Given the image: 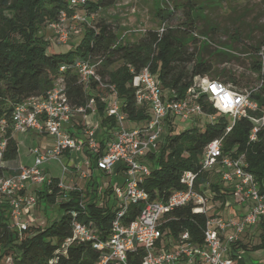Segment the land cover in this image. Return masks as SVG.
<instances>
[{"label": "built area", "instance_id": "1", "mask_svg": "<svg viewBox=\"0 0 264 264\" xmlns=\"http://www.w3.org/2000/svg\"><path fill=\"white\" fill-rule=\"evenodd\" d=\"M90 1L68 0L67 9L60 11L57 18L45 26L48 37L44 41L56 47L66 46L70 34L90 26L93 15L86 10ZM169 28L172 29V26L163 21L156 32L161 36ZM146 31L144 28L136 30L142 35ZM256 56L260 68L251 72L254 78L252 85L235 86L195 76L181 99L173 91H163L158 78L148 67L137 73L131 68V86L136 104L146 105L151 113L147 123L135 127L125 125L128 120L122 110L124 101L117 95L115 87L103 83L98 73L101 59L78 61L75 64L78 83L84 90L90 88L92 81L108 90L107 96L100 100L104 103V115L114 121L104 153L95 160V170L122 179L112 185L114 218L106 239L99 237L92 222L86 224L78 221L79 212L71 209L68 211L72 218L71 237L60 245L55 254L66 255L67 249L74 243H91L100 253L96 264H130L128 258L134 257L139 250L143 253L140 264H236L235 245L243 234L259 226L264 219V191H260L254 175L247 170L248 163L244 155L234 157L223 154V141L220 138L207 144L199 158L202 172L213 171L220 181L233 185L232 196L236 202L248 204L245 214L238 219L208 214L209 199L202 189H194L196 173L193 171L183 172L180 177L183 188L172 192L163 201H151L142 184L151 172L150 156H155L165 143L161 138L165 132L164 127L168 128V119H179L198 126V118L213 123L216 115H222L232 122L226 129L228 132L236 120L246 118L252 124L249 135L251 142L257 140L260 132L264 135V106L259 109L258 103L252 99L264 85V46ZM63 71L61 67L59 73ZM202 103L210 105L216 114L204 113ZM257 110L260 111L258 117L249 114ZM9 121L10 124L5 117L0 118V167L8 166L3 161L8 128L12 136L14 133L33 132L52 140V147L48 151H31L34 157L32 165L7 168L10 173L0 176V203L8 207L10 228L17 232L21 240L22 234L32 224L29 210L38 203L30 189L50 184V177L41 168L42 164L51 159L59 161L65 153L96 154V133L99 129L97 102L89 98L83 106H72L67 97L65 82L59 75L44 95L32 96L13 105ZM85 163L89 165V161ZM72 167L78 169L76 164ZM89 168L81 172L82 178L90 177ZM69 169L70 166L62 165V177L58 181V188L64 193L79 190L63 183ZM60 198L68 200L64 194ZM98 205L101 206L102 201ZM133 206L142 208L135 219L126 221ZM187 206H191L194 214L208 216L202 230L203 242L197 244L163 239L159 227L166 221L164 216ZM79 207L84 210L83 204ZM15 256L4 255L0 264H15Z\"/></svg>", "mask_w": 264, "mask_h": 264}, {"label": "trees", "instance_id": "2", "mask_svg": "<svg viewBox=\"0 0 264 264\" xmlns=\"http://www.w3.org/2000/svg\"><path fill=\"white\" fill-rule=\"evenodd\" d=\"M119 2L120 0H91L87 3L86 10L94 15L96 12L115 8ZM67 3L68 0H0V118L5 117L10 124L9 116L13 105L32 96L44 95L61 75L72 106H83L89 98H94L97 102L100 136L96 154H88L92 169H95V160L104 153L114 121L104 115V103L100 100L107 96L108 90L93 81L90 88L84 90L78 83L75 73V64L78 61L101 59L98 73L103 83L113 85L119 98L124 101L122 110L128 122L133 124L132 127L147 123L151 119V113L146 105L136 104L131 86L133 77L129 71L131 68L137 73L148 67L158 78L162 90L175 92L178 99L184 96L195 76L244 86L231 72L219 71L214 66V62L219 64L232 62L231 56L222 53L213 55L206 45L203 46L200 55L196 52L189 53L191 44L196 46L197 42L195 40L187 42L170 28L161 36L156 31L147 30L137 44H128L119 37V24L100 20L95 26L90 24L83 28L82 39L75 48L66 53H49L50 45L43 41L42 37H38L37 32L40 25L55 20L60 11L66 10ZM192 12L193 9L188 7L185 11L187 18L180 24L181 26H193L194 21L190 17ZM173 15L171 12L160 15L161 22L166 21L171 25ZM249 49L256 52L255 47L250 46ZM61 67L64 71L59 73ZM259 68V64L252 63L254 71H258ZM262 77L264 79V76ZM252 99L258 103L259 109L264 106V85ZM202 109L206 114H216L206 103H202ZM249 114L258 117L260 111ZM203 120L205 118H198V126L174 134L172 133L174 120H167L169 133L164 146L156 158L150 156L153 167L142 184L151 201L166 200L172 192L182 189L181 174L193 171L196 173L194 189H202L209 201L219 203L220 208H223L226 198L233 194V185L220 181L213 171L202 172L199 166L203 149L210 142L220 138L223 141V154L234 157L244 155L248 163L247 170L254 175L260 191H264L263 133L260 132L257 140L251 142L249 135L252 124L246 118L236 120L228 132L226 129L232 122L226 116L216 115L215 122L206 121L202 129L199 126ZM7 136V149L3 158L6 164L15 161L18 155V146L9 128ZM7 168L0 167V176L10 173ZM58 181L59 178L50 177V184H45L44 189L37 193L39 200L44 201L45 207L54 205L57 197L63 194L67 197L68 200L61 202L58 207V219L42 232H32L29 228L26 234L30 235L24 239L19 240L17 232L10 228L8 207L0 203V261L4 255L16 254L15 264L97 263L100 253L91 243H74L67 249L66 255L55 252L71 237L72 218L68 214L71 209L79 212L78 221L86 224L92 222L99 237L102 240L106 239L114 218V210L109 204L113 192L112 185H108L102 192L107 200L99 206L97 201L100 185L97 179H90L86 187L88 200L84 203L80 190L64 193L58 188ZM80 204H83L84 210H80ZM141 208L131 207L126 221L135 219ZM215 215L225 218L222 213ZM165 219L166 221L159 227L163 239L171 238L178 242L197 244L203 242L202 230L208 219L207 215L194 214L191 206H187L165 215ZM259 227L261 231L259 244L252 249L264 250V219L261 220ZM242 249H246L245 246ZM142 256V251H137L134 257L128 258L129 263L140 264ZM53 259L54 262L50 263ZM236 264L244 263L236 261Z\"/></svg>", "mask_w": 264, "mask_h": 264}, {"label": "rangeland", "instance_id": "3", "mask_svg": "<svg viewBox=\"0 0 264 264\" xmlns=\"http://www.w3.org/2000/svg\"><path fill=\"white\" fill-rule=\"evenodd\" d=\"M93 1V0H92ZM188 7L193 9L190 14L194 24L191 27L181 26L180 24L186 20L185 11ZM79 11V10H77ZM171 12L174 17L171 24L172 30L178 32V35L183 37L190 42L195 40L196 46L192 45L188 49L189 53L202 54L203 46L206 45L208 50L214 54L222 53L231 56L233 59L230 63L219 64L214 62L215 68L219 71L231 72L237 80H239L244 86H250L254 82V78L251 72L252 63L258 64V58L256 56L258 50L264 46V0H121L115 8H110L105 11L96 12L91 19L90 24L95 26L100 20L107 22H113L119 24L120 31L119 37H121L128 44H137L143 37L139 32H136L139 28L146 30L157 31L161 27L160 15ZM160 14V15H159ZM48 21L40 25L37 32L38 37H42L44 41L48 37L45 26ZM80 28V26H77ZM85 28V27H84ZM83 29L70 34L66 46L56 47L51 44L48 46L49 53H66L69 50L75 48L82 39ZM255 47L256 52L254 53L249 47ZM205 56V55H204ZM214 57H212L213 59ZM217 61L216 58L213 59ZM207 120H203L199 128L203 129V124ZM127 127H132L133 124L125 122ZM174 129L172 133L181 132L192 127L191 122H182L179 119L174 120ZM165 132L162 136L163 142H165L167 134L169 133L168 128L164 127ZM97 132H100L98 130ZM100 134V133H99ZM13 140L18 146V155L16 162L21 166H30L34 161V157L31 153L34 149H39L40 152L44 153L49 150L51 146L50 139L45 136L36 135L33 132L20 134L14 133ZM164 143L160 146L158 153ZM73 160H69L71 164H74L75 156ZM151 161V168L153 162ZM62 165H67L64 157H60L57 160H48L42 164L41 168L48 170V177H62ZM71 167V166H70ZM69 169L66 172V176L63 179L64 185L81 188L82 202H86L88 197L86 196V187L89 181L83 184V181L79 180V174L70 175ZM45 172V170H44ZM46 173V172H45ZM94 178L98 180L100 185V192L98 193V203L102 201L104 204L107 200L106 196L102 192L107 188L108 185H115L116 180L122 178H114L109 175H105L101 172L94 175ZM71 181V182H70ZM45 185H40L38 190H43ZM35 208L29 212V217L32 220L31 229L32 232H42L43 229L48 227L54 220L58 219L59 210L58 207L63 200L57 197L54 205L45 207L43 200H39ZM110 207H114L115 201L111 194L109 199ZM209 209L208 214L222 213L227 218H233L240 211V207L236 205V201L232 196L226 198L223 208H220L219 203L209 201L207 204ZM30 234H22V239L29 236ZM259 243H257L258 245ZM264 257L263 249H241L236 255V261H240L244 264H261ZM235 261V262H236Z\"/></svg>", "mask_w": 264, "mask_h": 264}, {"label": "crops", "instance_id": "4", "mask_svg": "<svg viewBox=\"0 0 264 264\" xmlns=\"http://www.w3.org/2000/svg\"><path fill=\"white\" fill-rule=\"evenodd\" d=\"M120 2H121V0H120ZM98 130H100V129H98ZM99 133L100 132H97L96 133V140L97 141H98V138L100 136ZM42 136H45V135H42ZM45 137H47L48 139H50V137H48V136H45ZM50 142H51V146L49 147V149H51V147H52V140L51 139H50ZM73 156H75V158H77V159L74 160V161H72V162H74V164H76L78 166V169H75L74 167H72L73 164H71L69 162V160H73L74 159ZM62 157H64V160L66 161V164H68V166H71L70 169L72 168V169H74V171L76 170L75 172L70 171V175L68 176V179L71 176V173L72 174H74V173L76 174V172H77L79 174V180L83 181V184H84L85 182H87V180L90 181V179H95L94 178V175L99 174V171H97L95 169H92L90 167L89 168L90 177L87 178V179L81 177V172H86L87 169H88V166H91L90 158L88 156V153L75 154V155H68V154L65 153V154L62 155ZM85 161H89V165H86ZM7 165H8L7 167L10 168V169L11 168H17V167L21 166L19 163L16 162V160L15 161H12V162H9ZM44 170H45V172L47 174L48 173V170H46V169H44ZM54 178H56V177H54ZM116 181H120V180H116ZM38 189H39V186H36V187L31 188L30 191L33 192L35 194V196H36L37 193L41 191V190H38ZM77 189H81V188H77ZM236 205L240 207V211H239V213H237L235 215V217H233L234 219H238L241 216H243L245 214L246 208L248 206V204H246V203H240V202H236ZM35 207L36 206H34L33 208H35ZM31 210H32V208L29 210V212ZM220 214L221 213H219V215ZM225 218H227V217H225ZM260 232H261L260 231V227L257 226L256 228H253L252 230H249L245 234H243L241 236V238H240V241L238 242L239 243L238 246H236L234 248V252H236V254H238L240 252V250L242 249L243 246H245L246 249H248V248H251L252 249L254 246H256L257 243H259V234H260ZM261 264H264V257L262 259Z\"/></svg>", "mask_w": 264, "mask_h": 264}]
</instances>
